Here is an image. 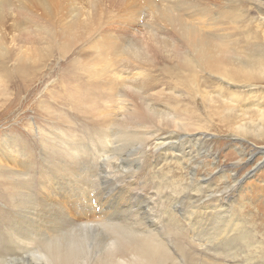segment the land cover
Returning a JSON list of instances; mask_svg holds the SVG:
<instances>
[{
    "label": "rangeland",
    "instance_id": "rangeland-1",
    "mask_svg": "<svg viewBox=\"0 0 264 264\" xmlns=\"http://www.w3.org/2000/svg\"><path fill=\"white\" fill-rule=\"evenodd\" d=\"M194 2L197 12L174 10L173 17L206 35L216 52L226 51L217 52L222 68L183 66L181 58L195 50L175 19L159 16L165 0H12L7 6L8 39L16 38L19 48L5 56L9 75L1 70L0 81V165L14 168L0 170V264H51L55 239V248L80 234L82 242L79 232L96 234L88 238L91 248L98 243L89 253L105 259L111 253L103 250L118 234L144 238L139 232L134 238L143 224L159 228L160 264H264V73L254 62L264 56V0ZM89 17L95 22L83 25ZM35 24L54 32L58 43L45 52L23 45L19 29ZM129 49L142 50L144 59L127 56ZM241 66L255 72L254 81L243 73L240 83L223 81V72ZM135 82L146 83L139 98L153 107L187 110L185 120L204 122L205 145L185 143L181 159L177 148L167 153L158 140L199 132L165 121L137 133L127 120L135 106L143 108L128 89ZM124 90L129 112L117 97ZM145 132L155 138L143 152ZM227 184L231 189L220 195ZM218 201L225 215L213 219Z\"/></svg>",
    "mask_w": 264,
    "mask_h": 264
},
{
    "label": "bare ground",
    "instance_id": "bare-ground-1",
    "mask_svg": "<svg viewBox=\"0 0 264 264\" xmlns=\"http://www.w3.org/2000/svg\"><path fill=\"white\" fill-rule=\"evenodd\" d=\"M20 2L24 1V0H19ZM167 2V5H165L162 9V11L160 12V17L162 19H170V20H174L175 18L173 17V11L174 10H179V11H183V12H187V13H194V12H197V7H196V4L194 2V0H165ZM220 1H223V0H220ZM12 2V0H0V81L2 79L1 77V70H3L6 75H9L7 72H6V66L8 64L5 56L9 53V51H12L11 49H13L12 53L16 50H18L19 48V41H17L16 38H13L12 40H9L8 38V34H9V27H7V16H6V8L7 6ZM206 14L209 16L210 13L208 10H205ZM6 18V19H5ZM94 19H91L90 17L87 18V20L84 21L83 25L85 24L86 26L88 25H92L94 22H93ZM178 24H179V27H180V32L182 34L183 37H185V39L187 40V42L190 44V47L193 48L195 50V52H191L192 55H186L184 56L183 58H181L180 62L183 64V66H185L186 68H192L194 67L195 64L197 63H200L201 65H203L204 67L210 69V68H222L223 65H224V61L221 57V55H219L217 52H226V51H215L211 45L209 44V42L207 41V38H206V35L204 37H200L199 34H198V30L191 24V23H188L186 22L185 20H183L181 17H177L175 19ZM75 21V20H74ZM17 22V21H15ZM79 23V25L81 24V20H78L76 22H74L73 24L74 25H77ZM16 25L18 26H22L24 25L23 22L21 21H18L16 23ZM16 25H14V27H16ZM75 29V27H73L72 25L70 26V32ZM34 37H36L34 39ZM38 37V38H37ZM18 39L21 40V42L23 43V45L25 44H32V45H36V47L38 48V50H40V52H45L47 49H48V45L50 44H55V43H58L56 41V35L54 32H52L51 30H48L38 24H35V25H32V26H28L26 28L22 27L19 29V35H18ZM70 42L72 41L71 39L69 40ZM73 43V42H72ZM72 43L70 45H67V46H64L62 49H61V53H66L70 50L71 46H72ZM17 53V52H16ZM127 56L131 57V58H134L136 61L138 60H142L144 59V54L142 52V50H132V49H129L128 52H127ZM8 58V56H7ZM254 62L255 63H258L263 69H262V72L261 73H264V56L263 55H259L257 54L256 56H254ZM242 68H235V69H232L231 71H225L222 73V76L225 78L223 81L224 82H227L230 81V82H234V83H240V80H239V75L240 73H243V74H246V75H249L246 80L248 82H252L255 80V76H254V71H252L251 68L249 67H245V66H241ZM25 79V78H24ZM3 80H4V77H3ZM29 81V79H28ZM3 82V81H2ZM6 82V81H4ZM189 83V82H188ZM146 83L145 82H142V83H134V85L128 87V89H132L133 90V93L134 95L137 97L138 101H140V103L143 105V108H141V110L139 109L138 106H135V108L132 110L131 112V115L133 114V116H127V120H129L130 122H132L135 126H136V129L139 130L137 133H140V130H143L144 126L146 125H150L152 126L153 124L155 123H164L165 121H168L169 122H172V124H174V126H176L177 128H180L183 129V130H188L190 128H192V130L190 131H195L194 133L196 132H199L200 134L198 135H191L192 133L190 132V135H186V136H181V137H178L177 135L175 136H171L169 138H165V139H159L158 142L160 141L159 143V146H162L163 149H165V151L168 153V152H172L174 151L175 148H177V152H179L183 158L181 159H186V155H184V151L182 149V147L185 145V143H189L190 145L192 144H195L196 147H198L199 149V146L198 145H202L204 146L205 145V139L207 138L206 134L202 133L204 132L202 129L205 130L206 126L203 124L204 122H197V120L195 121H187L184 119L183 117V114H186L187 110H184L182 112H179L177 110H175L174 108H172L170 110V108H164V110H159L158 108L156 107H153L150 103H148L147 101L145 100H141L139 98V95L141 94V91L142 89H144V87L146 86L145 85ZM125 87H127V82L124 81L123 83V89H125ZM2 86L0 85V91L1 90ZM5 92V91H4ZM220 93H221V96L224 97V95L222 93H226V91L224 90V88H220ZM232 95V93H231ZM120 100H119V104L122 105L121 109L124 110V112L128 111L129 110V104H130V101L127 100V96L125 94V90L123 92H121L120 94H118L117 96ZM235 99V97H233ZM238 98V97H237ZM231 100V99H230ZM234 102L237 103V100H233ZM233 101L231 100L230 102L233 103ZM117 102V101H116ZM115 102V104H116ZM215 102V101H213ZM226 103V102H225ZM229 104V103H228ZM114 105V104H112ZM230 105V104H229ZM235 105V104H234ZM169 106V105H168ZM232 106V105H231ZM230 106V107H231ZM120 107V106H119ZM134 107V106H133ZM234 107V106H233ZM179 108V107H178ZM177 108V109H178ZM131 111V110H130ZM173 111V114H170L169 112ZM129 112V111H128ZM226 112V111H225ZM228 113V112H227ZM124 114V113H123ZM127 114V113H126ZM133 125V126H134ZM207 125V124H206ZM118 129V128H117ZM124 129V128H123ZM134 129V128H132ZM127 130V129H125ZM184 132V131H183ZM131 133V132H130ZM136 133V134H137ZM149 133V132H148ZM147 132H145V134L147 135L148 134ZM121 134V132H120ZM123 136L125 135L124 132H122ZM187 134V132H186ZM135 135V134H134ZM153 135V134H152ZM151 133L148 134L147 136H149V138L147 137L146 140H144L142 143H141V148L140 150L144 152V149H145V144L147 141H151V138L154 139L155 138V135L152 136ZM157 135V134H156ZM177 136V137H176ZM65 138V137H64ZM200 138V139H199ZM176 139V141L178 140H184L182 141L181 146H179V144H177L176 142H174ZM9 141L5 142V147H8L13 139H10V137L7 139ZM112 141V140H111ZM112 143V142H111ZM3 144V143H2ZM114 144V143H113ZM16 145V144H15ZM112 145V144H111ZM117 145V144H116ZM14 146V145H13ZM207 146V145H206ZM243 146V145H242ZM16 147V146H15ZM15 147H10L12 150H14ZM84 147V146H83ZM116 147V146H115ZM119 147V146H118ZM111 148V147H110ZM9 149V148H7ZM85 149V148H84ZM112 149V148H111ZM110 149V150H111ZM10 150V149H9ZM73 150L75 152L78 151V149H75L73 148ZM115 150V149H114ZM15 151V150H14ZM85 151V150H84ZM113 151V149H112ZM187 151V150H185ZM116 152V151H114ZM176 152V154H178ZM11 153V152H10ZM9 153V154H10ZM105 153V152H104ZM111 153V151H110ZM113 153V152H112ZM240 155H241V151H239ZM15 152L12 154L14 155ZM93 154V153H92ZM102 154V153H101ZM100 154V156H101ZM107 154V153H106ZM117 154V153H116ZM174 154V152H173ZM197 154V153H196ZM103 155V154H102ZM189 155V154H187ZM92 156V155H91ZM96 156V155H95ZM99 156V157H100ZM105 156V155H104ZM111 156V155H110ZM144 156V154H143ZM141 156V157H143ZM181 157V156H180ZM241 157V156H240ZM92 158V157H91ZM174 158L175 159H178V157L174 154ZM189 158V157H188ZM232 158V157H231ZM94 159V158H93ZM92 159V160H93ZM96 159V158H95ZM113 161L114 159H116L115 156L112 157ZM111 159V160H112ZM15 160V159H14ZM98 160V159H97ZM101 160V159H100ZM104 161L106 160H109V156H105V158H103ZM110 161V160H109ZM100 162V161H99ZM107 162V161H106ZM128 164H129V161H127ZM109 162H107L106 164H108ZM114 163V162H113ZM126 163V162H125ZM123 163L122 166L125 164ZM87 164V163H86ZM90 164V163H89ZM99 164V163H98ZM119 164V163H118ZM94 167H93V175H92V178H96V177H99V175L96 173V167H97V164L96 163H93L92 164ZM103 165V164H102ZM141 165V163H140ZM83 166V165H82ZM111 166H114V165H111ZM119 166V165H118ZM90 167V166H89ZM116 167V166H115ZM108 168V166H107ZM111 168V167H110ZM113 168V167H112ZM12 169L14 168H7L5 166H1L0 165V170L1 171H7V172H10V173H13ZM196 169V168H195ZM110 170V169H109ZM89 171H92V170H89ZM117 172V171H116ZM110 173V172H109ZM194 175V174H193ZM192 175V176H193ZM82 176V175H81ZM235 176V175H234ZM90 177V175H89ZM91 179V178H90ZM107 179V177H105V180ZM224 179H226V176L224 177ZM103 180V178H102ZM93 182V181H91ZM105 183V182H104ZM190 186V185H189ZM230 184H227L224 188H223V191L220 190V195H223L225 194V192L227 193L231 188H230ZM204 193V192H203ZM87 195V194H86ZM89 196V195H88ZM203 197V196H202ZM195 198V197H194ZM158 199V198H157ZM233 200V199H232ZM135 201V200H134ZM216 201V200H215ZM220 202L215 208H213V210L215 211V213H213L211 215V218L213 217V219H219V218H222L225 214H224V208L225 206H223L221 204V201H218ZM133 203V202H132ZM160 205V204H159ZM135 206V205H134ZM154 208V207H153ZM95 209V208H94ZM194 209V208H192ZM196 209V208H195ZM114 210V209H113ZM153 210V209H152ZM217 210H220L217 212ZM223 211V212H222ZM134 212V211H133ZM130 213V212H129ZM189 214H192L190 215L191 217L195 218V213L194 212H190ZM136 215V214H135ZM139 215H137L138 217ZM206 216V214H205ZM97 217V216H96ZM117 218V217H116ZM143 218V217H142ZM88 219V218H87ZM89 219H93V218H89ZM88 219V220H89ZM225 219V218H224ZM110 220V219H109ZM114 220V219H113ZM121 220V219H119ZM118 220V221H119ZM128 220V219H127ZM189 222L191 221V219H188ZM223 220V219H222ZM80 221V220H79ZM121 222V221H120ZM239 222V221H238ZM242 222V221H241ZM110 223V222H109ZM125 223V222H124ZM218 224V223H217ZM101 225V228H105V224H99ZM117 225V224H116ZM115 225V226H116ZM127 225V224H126ZM87 226H89V228H85V224H83V228H85V230H91V224H87ZM119 226V225H118ZM238 226V224H237ZM243 226V225H242ZM128 227V226H127ZM133 227V226H132ZM141 227V226H140ZM205 227V226H204ZM244 227V226H243ZM121 228V231H122V228H125V227H119ZM235 228H237L235 226ZM240 228V227H239ZM237 228V232H241L240 229ZM136 229V230H134ZM134 238L136 240L137 238V233L139 232L140 234H144V238L142 239H139L137 241H134V240H131L132 239V235H131V238H129V234L128 233H125V234H121L120 232V229L119 230H116L118 231L120 234V240H122V237H123V240L124 241L123 243H119V238L118 235L116 234V237L117 238L116 240H111V242H109V244H111V249H109L110 247L105 248L106 246H104L102 249H104L102 252L105 253V251L108 253H111L110 256H106L105 255V259L99 257L97 258V261L96 259H94V253H89L91 252V250L93 251V247L97 246V244L95 245V242H93L94 246L91 248V246H89V244H91L92 240H91V236L93 237L94 235H89V237H87V232H85V234H83V232H79V233H82V236H83V241L81 242L80 239H82L81 234L80 236L78 235L79 233L77 231L78 234L77 236H79V238H75L74 236V239L76 242H72V240L66 242V240H68L70 238L71 233H73V231L66 237L67 239L64 240L66 243L64 242H60L59 240V244H57V248H55L56 246V243H57V238L55 239L56 242L54 246V249L53 251L50 253L48 249L47 252L50 253V256H49V262H51V264L55 263V264H160V261H161V247L159 245H162L160 244V239L158 241H156L155 237H154V232L157 231L159 228H156L154 225L151 226V225H147V224H143V227L142 228H134ZM203 229V228H202ZM214 231L215 229H217L216 227L213 228ZM221 229V228H220ZM234 229V228H233ZM231 229V230H233ZM76 230H80V228L76 229ZM111 230H113V226H111ZM110 230V232H111ZM227 230H230L229 227L226 228V230H224L225 234H228ZM80 231H83L80 230ZM124 231V230H123ZM206 231V230H205ZM208 231V229H207ZM235 231V230H233ZM115 232V231H114ZM117 232V233H118ZM113 233V232H112ZM217 233V232H216ZM246 233H248L246 231ZM74 234V233H73ZM115 234V233H114ZM85 235V236H84ZM229 235V234H228ZM239 236V234H238ZM242 236L246 239L248 238V235L246 234H242ZM65 237V236H64ZM69 237V238H68ZM219 237V236H218ZM91 240V242H89V239ZM95 237H93L92 239H94ZM97 238V237H96ZM64 239V238H63ZM79 241H77V240ZM88 239V240H87ZM227 239V238H226ZM54 240V241H55ZM95 240V239H94ZM119 240V241H118ZM54 241H50L51 244L52 242L54 243ZM50 242H49V246L50 247ZM88 242V244H87ZM127 243V244H126ZM248 243V242H247ZM44 244V243H43ZM107 244V243H106ZM159 244V245H157ZM46 245V244H45ZM52 245V246H53ZM110 246V245H109ZM163 247V246H162ZM47 248V247H46ZM51 248V247H50ZM45 249V247H44ZM52 249V248H51ZM50 249V251H51ZM107 249V250H106ZM96 250V249H95ZM94 250V251H95ZM96 252V251H95ZM101 253V251H100ZM47 254V253H46ZM49 255V254H48ZM118 257V259H117Z\"/></svg>",
    "mask_w": 264,
    "mask_h": 264
}]
</instances>
